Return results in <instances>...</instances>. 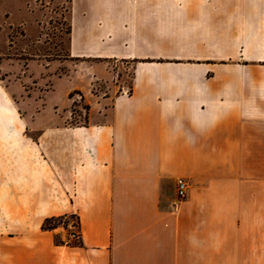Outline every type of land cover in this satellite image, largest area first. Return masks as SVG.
Listing matches in <instances>:
<instances>
[{
  "label": "crops",
  "instance_id": "0c3cea01",
  "mask_svg": "<svg viewBox=\"0 0 264 264\" xmlns=\"http://www.w3.org/2000/svg\"><path fill=\"white\" fill-rule=\"evenodd\" d=\"M55 1L88 112L0 79V264H264V0Z\"/></svg>",
  "mask_w": 264,
  "mask_h": 264
},
{
  "label": "rangeland",
  "instance_id": "374dc122",
  "mask_svg": "<svg viewBox=\"0 0 264 264\" xmlns=\"http://www.w3.org/2000/svg\"><path fill=\"white\" fill-rule=\"evenodd\" d=\"M8 8L13 11L9 1ZM37 8L38 12L31 13L30 7L19 4L13 15L9 14V23L15 25L20 20L24 21L23 30L29 34L35 33L36 36L34 39L30 38L31 35L24 36L23 30L18 27L9 30L8 42L0 40V79L5 80L8 92L16 98L17 95L23 97L41 95L51 83H54L55 89L48 97H53L57 101L62 116H66V122L82 123L86 118L88 105L77 91H71L66 97L64 91L70 85L69 77L57 78L78 63L66 54L67 23L64 12L66 4L59 6L55 0H38ZM36 14L41 19L39 25L29 24ZM14 36L18 37L17 40L13 39ZM108 66L113 72L114 79L128 87L130 63L109 61ZM96 84L99 88L97 91H104L106 85L102 81H96ZM70 220L75 223L74 218Z\"/></svg>",
  "mask_w": 264,
  "mask_h": 264
},
{
  "label": "built area",
  "instance_id": "2783aa9c",
  "mask_svg": "<svg viewBox=\"0 0 264 264\" xmlns=\"http://www.w3.org/2000/svg\"><path fill=\"white\" fill-rule=\"evenodd\" d=\"M188 182L185 178L178 177L175 180V192L179 200H182L186 197L188 191ZM76 223L72 224L71 231L68 235V238L71 240L79 239L78 231L75 229Z\"/></svg>",
  "mask_w": 264,
  "mask_h": 264
},
{
  "label": "trees",
  "instance_id": "16d2710c",
  "mask_svg": "<svg viewBox=\"0 0 264 264\" xmlns=\"http://www.w3.org/2000/svg\"><path fill=\"white\" fill-rule=\"evenodd\" d=\"M47 224H48V220H46V221L44 222V226H47Z\"/></svg>",
  "mask_w": 264,
  "mask_h": 264
}]
</instances>
